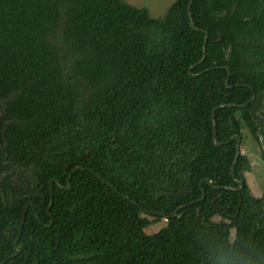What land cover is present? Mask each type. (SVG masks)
Segmentation results:
<instances>
[{
  "label": "trees",
  "instance_id": "1",
  "mask_svg": "<svg viewBox=\"0 0 264 264\" xmlns=\"http://www.w3.org/2000/svg\"><path fill=\"white\" fill-rule=\"evenodd\" d=\"M189 1L0 0V263L264 264V0Z\"/></svg>",
  "mask_w": 264,
  "mask_h": 264
},
{
  "label": "rangeland",
  "instance_id": "2",
  "mask_svg": "<svg viewBox=\"0 0 264 264\" xmlns=\"http://www.w3.org/2000/svg\"><path fill=\"white\" fill-rule=\"evenodd\" d=\"M126 2L136 6L145 7L150 16L162 17L170 4L174 0H125ZM241 153L249 158V169L243 172V176L250 188L251 193L260 197L264 190V164L260 162L258 146L255 142L247 137L240 143ZM219 217L215 216L217 220ZM165 224V218L160 220H152L147 226L144 227L143 232L150 235L158 231ZM231 237H233V230H231Z\"/></svg>",
  "mask_w": 264,
  "mask_h": 264
},
{
  "label": "water",
  "instance_id": "3",
  "mask_svg": "<svg viewBox=\"0 0 264 264\" xmlns=\"http://www.w3.org/2000/svg\"><path fill=\"white\" fill-rule=\"evenodd\" d=\"M192 2H193V0H190V1H189V4H188V14H189V15H190V5H191ZM189 19H190V26H191L192 28L196 29V30H199L198 28L195 27V25H194V23H193V19H192L191 17H190ZM207 39H208V34H207V32H205V38H204V43H203V56H202V58H201L200 61H202V60L205 58ZM228 75H229V73H228ZM225 83H226L227 86H229V85H228V77L226 78ZM253 99H254V93L252 94L250 100H253ZM247 103H248V101H246L244 104H239V105H236V104H233V103H222V104H219V105H216L215 107H213V109H212V111H211V119H212V125H213V142H214V144L219 146V145H222V144H224V143H227V142H229V141H231V140H236L235 155H234V159H233V162H232V165H231V168H230V174H231V176H232L233 178H235V176H234V170H235L236 160H237L238 155L241 153V150H240L241 138H240L239 135H234V136H232L230 139H228V140H226V141H224V142H218V141H217V137H216L215 117H214V114H215L216 109H218V108H221V107H233V106H240V107H241V106H245ZM75 169H86V168H85V167H82V166H76V167H74V168L70 171V173H69V175H68V177H67V184H66L65 188H68V186H69V178H70V175H71V173H72ZM91 172H92L95 176H97L99 179H101V180H102L107 186H110L109 182H107L105 179H103L98 173L93 172V171H91ZM203 180L206 181V182L209 183V184L211 183L210 180L207 179V178H204ZM203 180H201V182H202ZM52 182H57V181H56L55 179H50L49 184L51 185ZM236 182L238 183V187H236V188L226 187V188H228V189H236V190H238V189H240V188L243 186L241 180L236 179ZM110 187H111V186H110ZM112 188H113V187H112ZM215 188H220V186H215ZM113 190L116 191L119 195L123 196L125 199H128L131 203H133V204H135V205H138L134 200L129 199L127 196H125V195H123L122 193L118 192L115 188H113ZM204 196H205V195H204V192H202V196H201L199 199H197V200H195V201H192V202H190V203H188V204H191V203H193V202H196V201H198V200H201V199L204 198ZM52 203H53V193H52V190L50 189V202H49V205H48V207H47V213H48V214H49V210H50V208H51V206H52ZM27 205L32 206V203H31V202H26V203L24 204V206H23L22 217H21V221H20V225H19L18 233H17V235H16V237H15V239H14V241H13V249H14V252H13L10 256H8V257L5 258L4 260H2L0 264H4L9 258H11V257H13V256H15L16 254L19 253V250H18V248H17V242H18L19 237H20V234H21L22 225H23V222H24L25 208H26ZM140 207H141V206H140ZM181 207H183V206H180V207H178L177 209H175L170 215H166V214H164V213H162V212H160V211H153V210H148V209H144V208H143V210H144L145 212H147V213H154V214H157V215H161V216H163L165 219H168L169 217H172V216L176 213V211H177L179 208H181ZM50 223H52V220H51ZM8 236H9V237H12V236H13V232H12L11 230L8 232Z\"/></svg>",
  "mask_w": 264,
  "mask_h": 264
}]
</instances>
